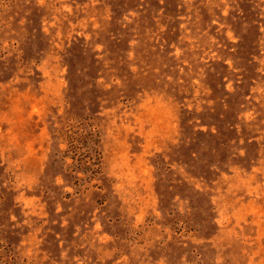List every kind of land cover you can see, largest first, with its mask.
<instances>
[{"label":"rangeland","instance_id":"obj_1","mask_svg":"<svg viewBox=\"0 0 264 264\" xmlns=\"http://www.w3.org/2000/svg\"><path fill=\"white\" fill-rule=\"evenodd\" d=\"M0 264H264V0H0Z\"/></svg>","mask_w":264,"mask_h":264}]
</instances>
